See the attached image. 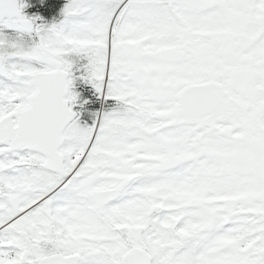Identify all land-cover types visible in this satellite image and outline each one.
Listing matches in <instances>:
<instances>
[{
    "label": "snow or ice",
    "instance_id": "obj_1",
    "mask_svg": "<svg viewBox=\"0 0 264 264\" xmlns=\"http://www.w3.org/2000/svg\"><path fill=\"white\" fill-rule=\"evenodd\" d=\"M26 6L0 0V264H264V0ZM81 68L114 101L90 126Z\"/></svg>",
    "mask_w": 264,
    "mask_h": 264
},
{
    "label": "trees",
    "instance_id": "obj_2",
    "mask_svg": "<svg viewBox=\"0 0 264 264\" xmlns=\"http://www.w3.org/2000/svg\"><path fill=\"white\" fill-rule=\"evenodd\" d=\"M27 5L23 12L29 17H39L37 23L51 24L62 19V10L67 0H24ZM81 65L86 60L80 61ZM83 69L74 72L73 85L70 91L77 96L73 108L78 112L81 126L92 125L96 115L110 110L114 101L98 94L92 84L82 77Z\"/></svg>",
    "mask_w": 264,
    "mask_h": 264
},
{
    "label": "flooded vegetation",
    "instance_id": "obj_3",
    "mask_svg": "<svg viewBox=\"0 0 264 264\" xmlns=\"http://www.w3.org/2000/svg\"><path fill=\"white\" fill-rule=\"evenodd\" d=\"M77 121H78V123H79V119L77 118Z\"/></svg>",
    "mask_w": 264,
    "mask_h": 264
}]
</instances>
